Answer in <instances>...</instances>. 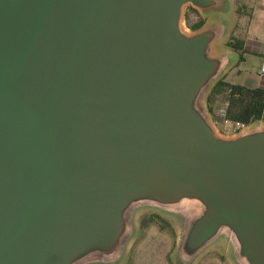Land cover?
Segmentation results:
<instances>
[{
	"label": "water",
	"instance_id": "obj_1",
	"mask_svg": "<svg viewBox=\"0 0 264 264\" xmlns=\"http://www.w3.org/2000/svg\"><path fill=\"white\" fill-rule=\"evenodd\" d=\"M233 10L0 0V264H123L144 210L177 227L173 264H264V123L224 135L208 106Z\"/></svg>",
	"mask_w": 264,
	"mask_h": 264
},
{
	"label": "rangeland",
	"instance_id": "obj_2",
	"mask_svg": "<svg viewBox=\"0 0 264 264\" xmlns=\"http://www.w3.org/2000/svg\"><path fill=\"white\" fill-rule=\"evenodd\" d=\"M234 10L232 26L229 35H233L252 47L262 49L264 53V0H232ZM186 6L184 10V26L194 23L198 18L206 21L197 11ZM224 40L217 44V49H230ZM243 59L249 57V52L242 50ZM245 57V58H244ZM243 61V60H242ZM237 61L225 73L224 80L230 83H240L241 77L256 76L250 72L251 63ZM250 62V61H249ZM238 69H241L242 76ZM223 95L216 97L211 112L217 130L228 135L232 133L230 123L219 121L221 109L225 106L222 102ZM264 123V116L260 119ZM137 234L128 249L126 260L123 264H173L172 252L177 240V227L174 222L153 210L139 212L136 218ZM228 246L218 244L202 254L195 264H232L228 259Z\"/></svg>",
	"mask_w": 264,
	"mask_h": 264
},
{
	"label": "trees",
	"instance_id": "obj_3",
	"mask_svg": "<svg viewBox=\"0 0 264 264\" xmlns=\"http://www.w3.org/2000/svg\"><path fill=\"white\" fill-rule=\"evenodd\" d=\"M191 10L196 12L193 8ZM202 24L203 20L199 18L197 23H190L188 27L194 29ZM226 45L238 52V61L243 60L242 50L244 41L231 34L226 41ZM221 94L223 95L222 102L225 106L223 107V116L218 117L219 121L247 125L264 116V86L248 87L242 84L227 82L222 77L214 84L208 96L210 112L213 110L216 97Z\"/></svg>",
	"mask_w": 264,
	"mask_h": 264
},
{
	"label": "crops",
	"instance_id": "obj_4",
	"mask_svg": "<svg viewBox=\"0 0 264 264\" xmlns=\"http://www.w3.org/2000/svg\"><path fill=\"white\" fill-rule=\"evenodd\" d=\"M243 50L249 52V54H248L249 57H247V56H246V58L244 57L245 59H243L242 62L245 63V65L247 64V68H248V63H251L252 66L249 67L250 72L256 74V76L251 77L252 74H249L251 76H248V77L246 76L243 78L241 77L242 82L237 83V84H242V85H245L248 87L264 86V76L260 75V73H259L260 67L262 65V59L264 56V53L261 52L262 49L252 47V46L248 45L245 41L244 46H243ZM238 71H239L240 75L242 76V74H241L242 70L238 69ZM230 128H232V129L234 128L233 123H230Z\"/></svg>",
	"mask_w": 264,
	"mask_h": 264
},
{
	"label": "built area",
	"instance_id": "obj_5",
	"mask_svg": "<svg viewBox=\"0 0 264 264\" xmlns=\"http://www.w3.org/2000/svg\"><path fill=\"white\" fill-rule=\"evenodd\" d=\"M259 73H260V75L264 76V56H263V59H262V65L260 67ZM220 114L223 116V114H224L223 108L221 109ZM233 124H234V128L232 129V131H235L236 129H238V128L243 126V125H240L238 123H233Z\"/></svg>",
	"mask_w": 264,
	"mask_h": 264
},
{
	"label": "flooded vegetation",
	"instance_id": "obj_6",
	"mask_svg": "<svg viewBox=\"0 0 264 264\" xmlns=\"http://www.w3.org/2000/svg\"><path fill=\"white\" fill-rule=\"evenodd\" d=\"M199 19V18H198ZM198 19L194 22V23H197L198 22ZM201 19V18H200ZM193 24V23H192ZM188 26H189V24H188Z\"/></svg>",
	"mask_w": 264,
	"mask_h": 264
}]
</instances>
